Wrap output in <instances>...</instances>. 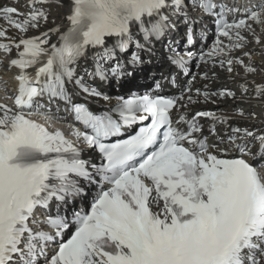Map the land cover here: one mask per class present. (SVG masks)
Returning <instances> with one entry per match:
<instances>
[{"label": "snow or ice", "instance_id": "snow-or-ice-1", "mask_svg": "<svg viewBox=\"0 0 264 264\" xmlns=\"http://www.w3.org/2000/svg\"><path fill=\"white\" fill-rule=\"evenodd\" d=\"M48 2L29 0L27 15L5 7L0 18L24 33L47 21L46 13L34 5ZM189 6L202 15L218 17V38L199 57L204 63L243 47L247 41L240 30L252 31L249 20L264 24V4L249 10L247 19L228 23L226 13L237 9L217 0H70L69 27L59 35V45L44 47L48 33L44 38L0 43L5 52L23 47L9 65L20 69L15 109L0 103V264H41L42 258L46 264H264V176L242 157L221 158L219 149L213 154L206 138L196 135L203 131L199 118L221 123L227 118L198 112L191 120L184 115L173 120L177 100L145 95L123 99L111 109L118 112V122L109 112L94 114L75 102L81 93L107 100L89 81L130 75L123 71L115 50L125 53L134 45L137 51L127 63H141L139 52L149 51L146 45L175 29L172 17H182L189 26L185 42L193 44L191 26L198 21L190 16ZM6 31L0 27V38ZM233 33L232 48L226 49L219 37L232 40ZM109 39L114 40L111 46ZM256 42L260 43L259 37ZM169 51L173 53L169 61L179 69L196 58L191 51ZM89 53H93V69L78 76L76 66ZM220 64L223 67L225 62ZM232 65L227 60L228 72L233 71ZM30 68L36 69L34 77L27 72ZM253 71L245 66V72ZM256 93L264 95V85ZM204 97L207 100L209 93ZM40 98L63 102L73 119L90 130L73 129L72 135L100 154L101 166L82 159L78 146L60 130L49 131L31 118L43 108L36 103ZM149 118L151 123L135 134L106 143ZM209 130L214 132V126ZM244 135L259 142L260 159H264V135L248 130ZM239 151L250 155L246 146H239ZM96 176L106 188L87 213L75 214L70 238L59 242L55 254L48 257L50 243L70 225L59 215L39 220L37 210L48 213L52 202L65 203L66 198L81 195L79 181L94 184ZM41 224L53 232L43 230Z\"/></svg>", "mask_w": 264, "mask_h": 264}, {"label": "bare ground", "instance_id": "bare-ground-1", "mask_svg": "<svg viewBox=\"0 0 264 264\" xmlns=\"http://www.w3.org/2000/svg\"><path fill=\"white\" fill-rule=\"evenodd\" d=\"M16 1L19 3L15 4L13 0H0V9L5 7H13L24 15H27L31 12V8L29 7V0ZM254 3L259 4L260 1H256ZM247 6L249 7L250 4H247ZM34 7L38 8L39 10L42 9L46 13L48 17L47 21L41 20L38 22V27L29 28L27 32L21 33L18 29L11 28L5 19L0 18V27L7 29L6 36L0 38V43L8 42V44H14L19 41L22 36L30 37L40 33H48L47 39L49 43L54 41L58 37L59 33L53 31V29H56L58 26L63 27V25L65 24L66 15L70 12V1L59 0V3H57V0H49V2L46 4H37L34 5ZM187 10L189 11L190 16L198 21L191 26L193 30V36L196 40V43H198L200 42V33L204 32L205 35L209 30L210 23L205 18L199 17V15L194 11L191 12L189 9ZM247 16L248 13H237L235 14L234 19L231 23L239 21L240 19H247ZM13 18L18 19V17H16L15 15L13 16ZM172 19L176 23L175 29L171 30L166 37L161 39V41L153 40L152 46L169 49L171 44H174L180 48L184 47L185 32L189 26L182 22V17H172ZM248 23L251 25L252 31H246L243 29L240 30L241 35H243L245 40L247 41L243 44V47L235 48L230 52H226V55L224 56H218L220 60H223L225 62L223 67L220 63L212 58L207 63L201 62L200 64H198L195 72L194 82L196 84L203 86L205 89L214 90V92H208L209 103L222 104L223 106L221 108L227 111H232L234 108L232 103L228 101L231 97H221L219 95L220 92L227 91V88H225V86L223 87V83H221L222 86H219L217 84L219 81H226L232 84L234 86L233 97H235L236 99L239 98L242 102V104L238 107L242 114L241 116H239V119L236 122L238 124L236 128L241 129V132L234 133V142H231L230 139H226L225 141L220 143L217 149L222 151L235 149L238 145L241 144H246L250 147L252 146V150H255L257 147H259V142L256 139L244 135V130L251 131L256 135H264V95L257 96L256 93L257 87L259 85H264V57H261L259 54V46L264 45V24H258L250 20L248 21ZM62 30L63 29L61 28L60 31ZM212 31L214 30L212 29ZM257 37H259L262 42L257 43ZM221 41L223 42V45L226 46V49L232 48V45L235 41L234 33L232 40L227 37H222ZM140 42L143 43L142 37H140ZM132 50L133 45H130L129 49L125 53H120L119 50H117L115 54L118 53L116 55V58H119L118 60L124 64V72L127 73V71L130 69L134 71L132 76L130 77V83H132L133 80H136V82L139 83L140 78H142V68L140 67H144L147 65L144 58L147 57L151 59L155 49L152 48L149 51H140L139 55L142 62L139 64H129L127 63V61ZM181 51H183V49ZM15 57H18V54L17 49L14 47L7 52L0 50V86L3 88H9L13 84L12 77L15 76V71L14 69L9 67V62L11 58ZM229 59H233L232 72H228L226 70L227 60ZM236 61H242V63H236ZM88 64L93 67V63L88 62ZM80 65H83V62H81ZM245 66H251L255 69V71L245 72ZM122 77L123 81L126 80V77L128 78L127 75H123ZM233 77L234 80L231 81V78ZM113 78L116 77H110L106 81H103V83L106 85V90L103 89V91L108 95L118 94L115 92V89L110 86L111 80ZM118 85H121L125 91L129 90V86L126 85V83L122 84L121 82ZM212 93H216V95H211ZM107 100H111V98ZM216 114L220 117L224 116L222 111H218L216 112ZM62 118L68 119L69 116L64 115L62 116ZM217 123V136H220L222 132L229 129L233 125V122L230 120H226V122L224 123L217 121ZM217 136L214 137L217 138ZM258 151L259 150H257V152ZM79 185L83 188L85 194L68 197L66 198V202L63 204H68L74 201H83V197L89 196L95 192V188L91 184L79 183ZM52 247L54 248L55 245L50 246V248L47 249V252L51 253L50 256L55 253V250L52 249ZM41 264H46L44 259L41 260Z\"/></svg>", "mask_w": 264, "mask_h": 264}, {"label": "rangeland", "instance_id": "rangeland-1", "mask_svg": "<svg viewBox=\"0 0 264 264\" xmlns=\"http://www.w3.org/2000/svg\"><path fill=\"white\" fill-rule=\"evenodd\" d=\"M13 2L15 3V4H18L19 2H17L16 0H13ZM262 4H264V0L262 1ZM40 11H42V10H40ZM260 42H262V40H260ZM176 51H181V49H175ZM168 54L167 53V51H163V50H156L155 51V53H154V62H164V61H169V59H168V56H165L164 58H161V59H159L158 58V55L159 54ZM259 54H260V56L261 57H264V45H260L259 46ZM232 61H233V59H231ZM194 61V60H193ZM217 62H221V60H218ZM140 68H143V66L142 67H140ZM234 80V77L233 78H231V81H233ZM149 83V80H147L146 79V81L144 82V83ZM218 83H223V86H225V88H227L228 89V91L227 92H231V93H233L234 94V86L232 85V84H230L229 82H226V81H219ZM136 84V81H134V83H133V87H134V85ZM115 86H117V85H115ZM119 87V86H118ZM232 87V88H231ZM119 89H120V91L122 90V92L123 93H127V92H125V90L122 88V87H119ZM214 91V90H213ZM117 92H119V91H117ZM231 97V98H230ZM229 100L228 101H230L231 103H233V104H235V106H240L241 104H242V102H241V100L239 99V98H235V97H233V95L232 96H229ZM241 102V103H240ZM224 137H222V139H223Z\"/></svg>", "mask_w": 264, "mask_h": 264}]
</instances>
